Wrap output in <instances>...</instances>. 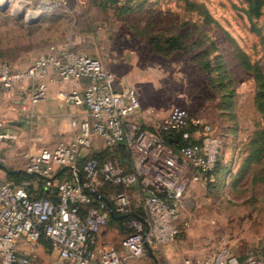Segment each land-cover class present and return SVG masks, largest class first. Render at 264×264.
Here are the masks:
<instances>
[{
	"label": "rangeland",
	"instance_id": "rangeland-1",
	"mask_svg": "<svg viewBox=\"0 0 264 264\" xmlns=\"http://www.w3.org/2000/svg\"><path fill=\"white\" fill-rule=\"evenodd\" d=\"M100 1L0 0V62L20 66L43 54L44 29L26 17L61 12L60 29L74 50L100 59L120 85L137 91L141 128L157 130L173 108H184L210 122L222 137L223 183L241 177L240 192H221L205 183L196 198L187 192L180 206L183 226L174 241L176 261L184 264L194 248L205 250L198 256L202 259L225 242L241 260L260 251L264 153L255 160L248 157L264 131V111L258 107L259 100L264 102V5L261 15L250 19L246 0H115L117 7H130L125 12ZM28 23L38 28L26 30ZM168 37H175L179 48L164 52L150 43L157 40L166 47ZM5 176L0 168V179ZM111 226L118 228L117 235L104 239V231L99 237L118 247L128 231L114 222L105 227ZM18 252L28 264H61L41 239L21 241ZM146 255L137 262L145 264ZM154 259L155 264L173 263L163 251Z\"/></svg>",
	"mask_w": 264,
	"mask_h": 264
},
{
	"label": "built area",
	"instance_id": "built-area-1",
	"mask_svg": "<svg viewBox=\"0 0 264 264\" xmlns=\"http://www.w3.org/2000/svg\"><path fill=\"white\" fill-rule=\"evenodd\" d=\"M50 74L54 81L88 80L82 93L61 95L83 105L92 119L80 122L73 142L57 143L28 156L23 171L43 178L47 187L55 186L56 201L48 196L35 197L27 189V180L16 185L0 179L1 264H28L27 257L19 256L18 244L34 242L42 236L64 264H123L125 259L143 256L150 248L174 242L181 231L177 218L189 184L213 180L206 175L215 168L223 150L222 137L210 122L184 108H173L158 127L193 141L177 149L156 132L127 123L126 119L137 114L141 106L137 91L120 85L100 59L68 46L51 45L23 69L1 61L0 91L19 86L35 103L46 97L42 79ZM35 80H40L36 91H27L22 85ZM92 136L100 137L105 146L125 144L131 153L132 168L126 169L113 159L99 161L95 157L79 164L82 150L92 146ZM17 138L18 133L0 118V141ZM58 168L67 169L72 179L55 182ZM108 184L120 189L96 202L101 187ZM136 202L144 214L133 215L128 223L130 231L119 246L107 242L98 248L100 233L110 215L132 213ZM186 263L264 264V253L257 251L241 260L223 246L204 259Z\"/></svg>",
	"mask_w": 264,
	"mask_h": 264
},
{
	"label": "crops",
	"instance_id": "crops-1",
	"mask_svg": "<svg viewBox=\"0 0 264 264\" xmlns=\"http://www.w3.org/2000/svg\"><path fill=\"white\" fill-rule=\"evenodd\" d=\"M102 5L108 7V5ZM63 16L64 15L61 14V12L57 11L49 14L43 13V15L36 13L32 16L29 15L26 17L28 22L37 20L40 23L39 25L44 29V42H42V50L44 53L48 51L51 45H54L57 48L68 46L74 49L72 45L73 42L71 43L67 37V33L60 29L59 26V22L63 20ZM54 22H57L58 24H54ZM25 26L27 27L25 28L26 30L38 28L36 24L32 25L31 23H28ZM35 38L36 37H34V39ZM34 59L35 58L30 60L29 63L25 65L18 66L13 63H11V65L15 69H23L31 64ZM104 66L106 67L105 63ZM42 82L46 85V97L35 103L30 102L27 94L22 93L19 86H15L12 90L0 91V118L6 121L9 129L18 133V138L15 141H0V164L5 167V177H8V175L13 172L23 171V169H21V165L24 164L28 156L36 154L42 148H52L57 143L69 144L73 142L79 134L80 122L84 119H92L89 112L83 105H76L71 100L61 95V92L70 93L72 91H77L78 93H82L88 83L86 78H81L76 81H54L52 74H50L44 77ZM39 83L40 80L24 81L22 85L26 87L27 91L32 92L38 89ZM138 114L139 111L137 114L128 117L126 119L127 123L140 124L141 117ZM91 143V148L105 147L104 141L97 136H92ZM87 150L88 149H83L82 155H84ZM227 178L229 183H226L221 187V192L227 191V189L232 190L233 192H240L241 177ZM251 178L253 179L254 177ZM54 179L55 182L70 180L72 179V175L67 169L58 168L56 169ZM27 181L29 182L27 189L30 193L35 195L41 191L40 183L37 178H32ZM202 188H204L203 182L191 181L188 190L190 191V196L196 198L200 195ZM251 196L252 192L249 191V197ZM180 216L181 208L177 218V223L180 228H182L183 225L181 224ZM111 222L118 223L116 220ZM104 231L107 232L104 239H107L108 236H115L118 234V228L116 226L105 227L102 232ZM104 239L102 236L99 237L98 248L105 242ZM174 245L175 243L172 242L156 248L148 249L146 251L147 261L145 264H155L154 253L158 251L165 252V254H167V256L171 259V262H173L172 264H180L179 261H176L177 255L173 253ZM223 245L228 246L226 242ZM190 251L192 256L190 258H186L184 264H187L186 261L192 262L197 260L198 256H203L202 253L205 252L204 249L198 248H194ZM214 251L209 250L206 256L212 254ZM138 258L139 257L125 259L123 264H139L136 260ZM59 261L61 264H64L61 260Z\"/></svg>",
	"mask_w": 264,
	"mask_h": 264
},
{
	"label": "trees",
	"instance_id": "trees-1",
	"mask_svg": "<svg viewBox=\"0 0 264 264\" xmlns=\"http://www.w3.org/2000/svg\"><path fill=\"white\" fill-rule=\"evenodd\" d=\"M247 1V8L245 9V12L247 16L250 19L256 18L261 15L262 12V7L264 5V0H246ZM102 4L108 5V6H115V0H101ZM127 0L125 1V3ZM126 7V8H125ZM117 10H120L121 12H125V10H128L127 5H122V6H115ZM153 44V46L158 49L159 51H173L179 48V43L177 42V39L175 37H168L165 39L164 44H167L166 47H163L157 40H151L150 42ZM258 107L261 111H264V102L262 100L258 101ZM156 132L159 136H161L164 141L170 145L172 148L177 149L181 145H187L191 144L193 141L191 139H186L182 140L180 138V133L174 132V131H162L159 128L157 130H153ZM255 145L252 151L250 152V155L248 157V160H255L258 159L263 153H264V131H262L260 137L257 140H254ZM89 157H95L99 161H104L105 159H113L118 162L121 166L125 167L126 169H131L133 164H132V159H131V153L129 148L123 144V143H118L113 146H105L102 148H89L87 152L79 158V164L81 161H83L86 158ZM220 157V156H219ZM219 170V173L217 171ZM220 166H219V158L216 163L215 168L207 173V177H212L213 180L211 181L210 179H207L205 181V185H207L210 188H220L224 186L225 184L222 182L225 177V169L221 170L220 174ZM220 176V177H219ZM32 178H37V180L40 183L41 191L37 194H35V197H41V196H48L51 198L53 201L57 200V189L55 186L53 187H47L44 184V180L41 177H38L35 174H29L24 171H17L13 172L6 177L5 180L12 181L16 185H20L22 181L24 180H30ZM120 188L119 187H114L112 185H104L100 189L99 196L100 198H96L95 201L97 202L100 199H106L109 197L110 194H112L115 191H118ZM136 206V207H135ZM134 208V209H133ZM137 214L139 216H142L144 213L141 209L140 206H138L137 202L133 204L132 207V213L126 214L124 216H119L114 214H111L109 217V222L111 221H118V223L122 226V228L127 229V231H130L128 228V223L131 221L133 218V215ZM41 241L44 242L45 244L49 245L48 242L45 240V238L42 236ZM260 254L264 253V246L263 248L259 251Z\"/></svg>",
	"mask_w": 264,
	"mask_h": 264
},
{
	"label": "water",
	"instance_id": "water-1",
	"mask_svg": "<svg viewBox=\"0 0 264 264\" xmlns=\"http://www.w3.org/2000/svg\"><path fill=\"white\" fill-rule=\"evenodd\" d=\"M8 7V1H6V2H4V4H3V6H2V8L1 9H6ZM0 167L1 168H3V169H5V167L2 165V164H0ZM7 172H13V171H7Z\"/></svg>",
	"mask_w": 264,
	"mask_h": 264
},
{
	"label": "bare ground",
	"instance_id": "bare-ground-1",
	"mask_svg": "<svg viewBox=\"0 0 264 264\" xmlns=\"http://www.w3.org/2000/svg\"><path fill=\"white\" fill-rule=\"evenodd\" d=\"M17 7H20L19 5H17ZM34 12V11H33Z\"/></svg>",
	"mask_w": 264,
	"mask_h": 264
}]
</instances>
